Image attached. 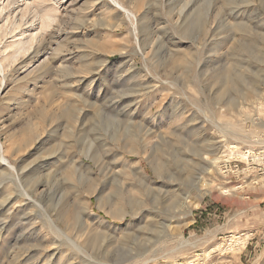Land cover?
<instances>
[{
	"label": "rangeland",
	"instance_id": "1",
	"mask_svg": "<svg viewBox=\"0 0 264 264\" xmlns=\"http://www.w3.org/2000/svg\"><path fill=\"white\" fill-rule=\"evenodd\" d=\"M77 1L19 78L48 74L0 94L6 158L40 192L0 206V264H264V157L210 164L264 154V0H117L136 24Z\"/></svg>",
	"mask_w": 264,
	"mask_h": 264
},
{
	"label": "bare ground",
	"instance_id": "2",
	"mask_svg": "<svg viewBox=\"0 0 264 264\" xmlns=\"http://www.w3.org/2000/svg\"><path fill=\"white\" fill-rule=\"evenodd\" d=\"M111 1L114 2L117 6H119L122 9V11L124 10V12L127 14L126 17L128 20H130L132 23L135 22V24H136L137 16L134 13H131L129 10L125 9L122 5H119L117 0H111ZM77 2H78L77 0H0V94H2L5 91V89L9 85V82H14V81L19 82L17 84V86H18L19 84H21L23 82H27V79L30 76H33L32 80H35V79H37V77L39 79L41 77H44L43 74L44 75L48 74V71L50 70V67L48 66V59H50L51 57L46 56V57H44V59H42L37 64L36 67H34V69H32L30 71L29 74H27L23 78H19V76L24 72L22 70L24 68L28 69V64L33 63V60H36V57L39 56L40 52H45L44 47L46 44V40H47L46 37L47 36H53L54 34H56L57 37L60 38L59 36H62V34H65V31L62 29V26L64 23L63 19H64V17H66V15L72 16L71 13H72V10L74 9L73 7L76 5ZM82 9H84V8H82ZM115 9L116 8H114V10ZM79 12H81V11H79ZM78 17L80 18V16H78ZM119 17H120V15H119ZM177 18H178V16H177ZM121 19H123V18L121 17ZM121 19H119V22H122V21H120ZM75 20H76V22H79V25L84 24V21L82 19L81 20L83 22L79 21L78 18ZM75 20H74V22H75ZM96 21L95 22L92 21V22L95 24ZM123 22H124V20H123ZM177 22H179V21H177ZM99 23H100V21H99ZM103 24H105V23L103 22ZM117 24L119 25V23H117ZM132 26H134V25H132ZM112 27L114 28L113 25H112ZM134 31H135V28H134ZM134 35H136L135 32H134ZM134 37L136 38V36H134ZM136 41L138 44L137 38H136ZM60 45H58V48H61ZM137 50L139 53H141L143 55V58H144L143 60L145 61L146 56H145L143 50L139 47V45L137 47ZM59 52L60 51H58V50L56 51L57 55ZM45 55H46V53L44 54V56ZM57 55H55L54 53L50 54V56H57ZM39 60H36V63ZM36 63H34L33 66H35ZM27 71H29V70H27ZM40 71L42 73H40L36 77H34V75L36 73H39ZM62 72H65L64 73L65 74L64 76H66L65 78H67V76H70L66 80V82L63 83V85L68 87L69 90L73 89V87H72L73 81H71V80H74V78L72 79V77H71L73 75L68 73L67 70L62 71ZM25 73H26V71H25ZM56 74H58V73H56ZM81 80L82 79L80 78L77 81L81 82ZM93 83H94V81L91 80L88 82V85H92ZM3 99L5 100V98H3ZM0 110H1V106H0ZM0 113H1V111H0ZM1 118H3V117L0 116V133H3L4 128H5V122L3 120H1ZM46 133H50V131L47 130ZM19 148H20L19 145H16L10 149L7 146L4 147V143L2 144V142L0 140V188L4 189L9 184L10 189H11L10 193L3 196V198H2L3 201L2 200H1L2 202L0 201L1 202L0 206L8 204L10 202L9 199L11 198L12 200H16V201L20 200V203L22 202V203L27 204L30 207H34V208L39 209L40 208L39 204L33 199L31 194L29 193V191L32 190L33 192L40 194V192L38 191L39 189L36 186V183L33 186L24 185L22 173H23L25 168L19 166L20 164L19 165L15 164V162H14L15 160H13L11 163L6 158L7 156H9L10 153H13L14 157L16 155H18L20 152ZM228 150L229 151H226V155H222V156H219L217 158L214 157V159H212V160L210 159L211 160L210 164L213 167L212 169H214L216 171V173L221 174L223 176L228 175V171H229L228 165H227V163L229 164V162H227L228 157L233 156L234 152L236 153L235 158L243 159V160H246L247 162L249 159H252L254 161L257 160V162H261V158L263 159V157H264L263 153L261 155H260V153L256 154L254 151H251L249 149L243 153L239 150V148L236 145L230 146L228 148ZM223 154H225V153H223ZM220 162L222 163V165L219 164ZM249 166L250 165L248 164V167ZM28 184H30V183H28ZM205 185H206V187H208V190L218 191V193L223 195V196H227V195H230L232 193H238L239 194L243 190L242 185H239V186L235 185L231 188L230 187L225 188V187L218 186V184H215L212 181L208 182ZM16 201H14V202H16ZM12 204H13V202H12ZM16 206H19V205H16ZM192 206L196 207L197 204L193 203ZM17 208L18 207H16V209ZM12 210H13V208H12ZM46 222L48 223V225L50 227H54L53 222L48 217H46ZM180 242H182L181 246H183V245L187 246L188 245L187 241L181 240ZM217 249H219V251L222 253V255L225 252H227V249H224L223 247H220V246H218ZM229 250H231V248H229ZM232 251H233V248H232ZM210 252L208 251L207 257H209ZM42 254H44V253H42ZM197 260H200V258L198 257V254H195L193 259L189 260L187 262V264H200L199 261H197ZM104 264H108V263H104ZM137 264H140V263H137ZM141 264H146V262H144V263L142 262Z\"/></svg>",
	"mask_w": 264,
	"mask_h": 264
}]
</instances>
